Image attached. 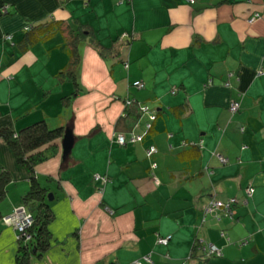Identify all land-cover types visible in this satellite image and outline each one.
I'll return each instance as SVG.
<instances>
[{"label":"crops","instance_id":"1","mask_svg":"<svg viewBox=\"0 0 264 264\" xmlns=\"http://www.w3.org/2000/svg\"><path fill=\"white\" fill-rule=\"evenodd\" d=\"M45 20L53 32L23 49V26ZM78 26L93 38L77 41L75 90L64 44ZM95 39L112 47L101 55ZM259 69L264 0H0V127L42 119L73 136L69 152L59 138L35 165L53 217L49 245L29 264H126L145 253V264H264ZM133 99L156 117L141 140L119 143L117 133L144 130L145 113L130 127L120 121ZM0 167L11 174L0 199V264H17V234L1 215L21 203L32 173L2 137ZM229 196L238 199L233 217L205 209ZM205 243L221 254L205 255Z\"/></svg>","mask_w":264,"mask_h":264},{"label":"trees","instance_id":"2","mask_svg":"<svg viewBox=\"0 0 264 264\" xmlns=\"http://www.w3.org/2000/svg\"><path fill=\"white\" fill-rule=\"evenodd\" d=\"M3 4H1V6ZM26 25H29L28 28L25 27ZM52 25L53 22L46 20L39 23L29 21V23L23 26L24 35L20 41L21 47L24 49L26 45L52 33L53 31L47 32L48 29L51 30ZM69 30L70 32L67 35V41L64 44L69 54V63L66 66L65 72L73 81L75 90H77L78 81L74 70L79 63L80 57L77 48V41L84 38H88V40L92 41L93 35L87 26H78L76 31H72L70 28L68 31ZM95 46H97L98 52L101 55H103L104 49L112 47V45L109 47L101 46L97 41ZM140 103L141 102L135 99L131 100L129 103L130 105L125 108L124 115L120 119L123 125L130 127L133 121L141 115ZM149 129L147 131H149ZM62 135V126L51 127L42 119L23 126L18 130H13L8 127H0V137H2L11 148L16 161L25 165L32 173L29 177V187L21 197V203H23L27 210L31 212L33 223L29 227V232L31 233L30 237L28 239L21 237L17 239L18 247L15 257L17 264H29V256L32 252L40 255L49 245L50 232L48 229V222L53 217V213L49 208L47 200L49 189L46 185H41L33 173L35 165L49 157L54 152L53 148H55L57 140L61 138ZM182 153L183 152L179 153L180 156L183 155ZM185 153H188L186 156L188 155V157L191 158L198 154V149L193 146ZM10 179V172L5 168L0 167V199L5 193V185Z\"/></svg>","mask_w":264,"mask_h":264},{"label":"built area","instance_id":"3","mask_svg":"<svg viewBox=\"0 0 264 264\" xmlns=\"http://www.w3.org/2000/svg\"><path fill=\"white\" fill-rule=\"evenodd\" d=\"M192 1V0H190ZM7 4L2 5V11H7ZM260 14L258 12H254L252 15L249 16V20H253L256 17H258ZM29 25H26L25 27L28 28ZM9 35H5V37H8ZM260 73H264V69H259L258 70ZM137 86H141L142 82L139 80H136L133 82ZM131 100H125V103H130ZM140 110L142 113H145L147 115V119L143 123V132H133L130 131L128 135L125 133H117L116 135V140L119 143H126L128 142H135L139 141L143 138L144 134L147 132V130L152 126L153 120L156 117V113L149 109L148 105L145 103H140ZM239 107V102L237 100H231L228 106V109L231 113H234ZM146 155L150 157L155 151L156 147L153 144H150L146 147L145 149ZM217 157L221 162H226V157L223 155L216 153ZM151 166H155V163L152 162ZM96 179H99L104 182L106 181L107 177L105 175H101L99 173H96L94 175ZM253 188L248 186L246 188V192L250 193L252 192ZM238 202L237 197L234 196H229L225 199H219V198H211L209 199L208 203L205 206V209L207 211H213L215 210L216 216L220 218L221 216H229L233 217L235 213V206ZM1 221L5 224L11 225L14 230L16 231V238L18 239L19 237L28 239L31 235L29 232V227L33 223V216L31 212H29L26 208V206L23 203H18L17 205L13 206L11 211L1 215ZM221 234H223V231H221ZM169 238V235L165 236H158L157 237V242H163L166 243ZM201 248L204 252L205 255H220L221 250L217 245L213 243H208V244H202ZM151 254L150 253H145L138 259H134L130 261L129 263L126 264H145L147 262H151ZM112 264H118V263H112ZM182 264H187L186 260L182 262Z\"/></svg>","mask_w":264,"mask_h":264},{"label":"water","instance_id":"4","mask_svg":"<svg viewBox=\"0 0 264 264\" xmlns=\"http://www.w3.org/2000/svg\"><path fill=\"white\" fill-rule=\"evenodd\" d=\"M73 142V136L71 133L67 132V130L64 131L62 137H61V146L64 151V153L69 152L72 146ZM48 196L51 198L52 193L48 192Z\"/></svg>","mask_w":264,"mask_h":264},{"label":"rangeland","instance_id":"5","mask_svg":"<svg viewBox=\"0 0 264 264\" xmlns=\"http://www.w3.org/2000/svg\"><path fill=\"white\" fill-rule=\"evenodd\" d=\"M47 198H49V197L47 196Z\"/></svg>","mask_w":264,"mask_h":264}]
</instances>
